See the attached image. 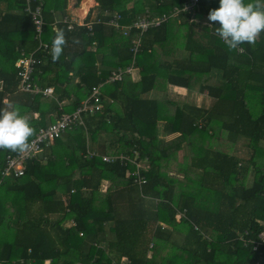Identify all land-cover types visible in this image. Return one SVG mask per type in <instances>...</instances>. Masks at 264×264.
I'll list each match as a JSON object with an SVG mask.
<instances>
[{"label": "trees", "instance_id": "trees-1", "mask_svg": "<svg viewBox=\"0 0 264 264\" xmlns=\"http://www.w3.org/2000/svg\"><path fill=\"white\" fill-rule=\"evenodd\" d=\"M188 1L94 0L89 31L75 22L68 27V0H41L47 47L38 48L24 0H0V108L20 105L36 133L103 83V106L82 113L84 126L27 159L21 176L0 180V264H264V245L255 250L250 242L264 229V33L254 46L229 49L215 35L219 24L207 18L219 0H198L147 29L136 54L130 47L137 30L123 36L106 23L113 11L128 23ZM55 27L65 30L68 44L53 63ZM21 53H32L30 81L51 86V96L20 89ZM127 66L134 70L105 82L112 69ZM170 84L212 102L160 96ZM237 142L246 145L243 155ZM183 146L189 154L170 173ZM134 151L141 186L135 164L101 159L133 158ZM14 154L0 150V179Z\"/></svg>", "mask_w": 264, "mask_h": 264}, {"label": "built area", "instance_id": "built-area-1", "mask_svg": "<svg viewBox=\"0 0 264 264\" xmlns=\"http://www.w3.org/2000/svg\"><path fill=\"white\" fill-rule=\"evenodd\" d=\"M198 0H189L184 3V5L179 7H174L171 12L167 15L163 14L160 16H153L148 11H145L144 14L138 16L132 22H123L122 15L113 11L106 20V23L109 26H112L118 30L123 36H129L132 29L137 30V33L131 39L130 50L133 54H136L139 49V44L141 40V34L151 27L158 26L161 22L168 20L169 18L177 15L182 10H191L193 6L197 3ZM23 11L29 15L34 24L35 38L38 40V48H46L47 44L42 41V29L44 26V17L42 13V3L41 0H24ZM82 8V6H81ZM83 10V15H77L70 18L69 28L73 27L71 22H75L80 26H85L89 31L92 30V21H86V15L88 14L89 8L81 9ZM25 55V56H24ZM35 59L32 53L23 54L16 60L15 65L19 67L18 75L20 77L19 87L22 91L31 92V93H41L44 96H51L53 93V88L47 86L40 88L36 83L30 81V74L34 66ZM134 70L132 66H127L125 68L117 67L110 71L105 82H113L120 80L123 73H131ZM103 83H99L96 86L91 88L89 96L81 101V104L77 106L72 112H63L53 121L45 126L39 128L35 133L34 137L30 139V149L25 153H16L14 155L6 156L5 164L1 170V179L8 176H21L24 173L25 161L29 158L35 157L37 154L41 153L43 147L52 144L53 141L62 135V133L74 126H84V120L82 117L83 112H94L99 110L102 106V92L101 86ZM89 154H98L92 151H89ZM101 159L107 162H113L114 160L125 161L128 160L131 163L135 164V169L132 171L134 176V181L141 186L145 183V179L141 174V162L139 159V153L134 151L133 158L120 153V154H101ZM178 215H184V212H178ZM72 224V223H71ZM247 233V232H245ZM244 244L246 240L241 236ZM253 243V249H257L258 246L264 245V229L261 230L257 236L256 240H250Z\"/></svg>", "mask_w": 264, "mask_h": 264}, {"label": "clouds", "instance_id": "clouds-1", "mask_svg": "<svg viewBox=\"0 0 264 264\" xmlns=\"http://www.w3.org/2000/svg\"><path fill=\"white\" fill-rule=\"evenodd\" d=\"M207 18L219 24L215 27V35L229 49L236 50L243 44L254 46L264 33V0H219V7L211 9ZM53 31L50 55L56 63L68 40L63 28L55 27ZM72 43L79 45L81 40L74 36ZM34 135L35 129L30 119L22 114L20 105L6 101L5 107L0 108V150L25 153Z\"/></svg>", "mask_w": 264, "mask_h": 264}, {"label": "crops", "instance_id": "crops-1", "mask_svg": "<svg viewBox=\"0 0 264 264\" xmlns=\"http://www.w3.org/2000/svg\"><path fill=\"white\" fill-rule=\"evenodd\" d=\"M83 1H85V0H81L80 1V3H79V5H76L75 4V2H76V0H68V5H67V13L69 14V17H75V16H77V15H83L84 13H83V10H81L82 8L83 9H87V8H89L90 9V7L94 4V0H91V3L86 7V8H84L83 7ZM81 6H82V8H81ZM93 15H95V13H93L92 12V14L90 13V15H89V18H93L94 16ZM60 19V16H56L55 17V21H58ZM203 22H208V20L207 19H205ZM197 30H199V29H197ZM138 72H136V71H134L133 72V74L134 75H138L137 74ZM138 77H139V75H138ZM170 90H172V91H174V90H177V91H179V92H181V93H183L182 94V96H177V98H175V97H171L170 96ZM148 95H151V92H150V94H148ZM160 96H163V97H167V98H169V99H172V100H176V101H178V102H184V101H194L195 102V100L194 99H203V97H205V99H204V101H207L208 99H210L211 100V98H209V97H207L206 95H205V93H199V92H197V91H194V90H190V89H186L185 87H180V86H176V85H168V87H167V89H166V91L165 92H162L161 94H160ZM186 96V97H185ZM182 99V100H181ZM197 104V103H196ZM204 104V103H203ZM203 104H200V105H203ZM198 105V104H197ZM220 133H221V131H220ZM160 136L161 137H165V135H164V133L162 132V130H161V133H160ZM166 138V137H165ZM241 145H242V148H244V146H246V145H244V142H242V143H240ZM239 144H238V142L236 143V148H237V146H238ZM184 147V146H183ZM232 148L234 149V145L232 146ZM241 148V149H242ZM183 149V148H182ZM243 150V149H242ZM243 155V154H242ZM174 161H176V160H173V162ZM261 162H264V159L263 160H260ZM175 163V162H174ZM141 171V170H140ZM170 173L171 172H175V170H173V169H170V171H169ZM47 262H45V264H46Z\"/></svg>", "mask_w": 264, "mask_h": 264}, {"label": "rangeland", "instance_id": "rangeland-1", "mask_svg": "<svg viewBox=\"0 0 264 264\" xmlns=\"http://www.w3.org/2000/svg\"><path fill=\"white\" fill-rule=\"evenodd\" d=\"M83 4V3H82ZM202 23H205V22H202ZM155 94H157V93H155ZM170 96L171 97H175V98H177V96H182V94L183 93H181V92H179V91H177V90H174V91H172V90H170ZM157 96H159L158 94H157ZM186 97V96H185ZM204 99H205V97H203V99L201 98V99H194L195 100V103H197L198 105H200V104H203L204 103V105L205 106H209L210 104H211V102H212V100H210V99H208L207 101H204ZM182 100V99H181ZM105 103L107 104L108 102H107V100L105 99ZM53 117V119H54V117H55V115H53L52 116ZM50 123V119L47 121V124H49ZM241 142V141H240ZM239 145L237 146V149H236V151L240 154V155H242V154H244V152L246 151V147L244 146V148H242V145L240 144V143H238ZM243 150H242V149ZM186 154H189V149L186 147V146H184L183 147V149L181 150V151H179V153L177 154V156L174 158V160H176V161H172L171 160V164H170V169H173V170H175V171H177V168H178V164L180 163V162H182L183 161V159H184V156L186 155ZM180 172V174L182 175V172L181 171H179ZM179 174V178H180V180H181V175ZM188 175H192V173H187ZM183 179V178H182ZM248 179V178H247ZM246 183H247V181H246ZM110 236H112V234H110ZM150 253V252H149ZM151 254V253H150ZM46 264H48V263H46Z\"/></svg>", "mask_w": 264, "mask_h": 264}, {"label": "bare ground", "instance_id": "bare-ground-1", "mask_svg": "<svg viewBox=\"0 0 264 264\" xmlns=\"http://www.w3.org/2000/svg\"><path fill=\"white\" fill-rule=\"evenodd\" d=\"M91 3V0L83 1V7L86 8Z\"/></svg>", "mask_w": 264, "mask_h": 264}]
</instances>
